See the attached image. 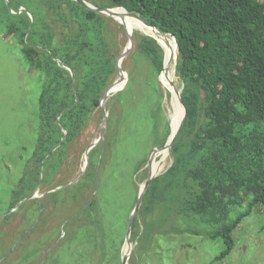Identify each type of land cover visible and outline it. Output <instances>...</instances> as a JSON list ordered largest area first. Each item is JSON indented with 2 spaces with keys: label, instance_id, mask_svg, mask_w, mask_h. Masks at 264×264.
Returning <instances> with one entry per match:
<instances>
[{
  "label": "trees",
  "instance_id": "1",
  "mask_svg": "<svg viewBox=\"0 0 264 264\" xmlns=\"http://www.w3.org/2000/svg\"><path fill=\"white\" fill-rule=\"evenodd\" d=\"M110 2L111 8H124L169 39L174 37L177 75L183 84L180 97L186 116L171 145L174 161L166 174L150 182L140 211L157 194L170 204L169 199L178 197V192L184 200L177 208L178 214L204 217L222 211L242 192L244 200H248L247 210L214 232L224 244L217 260L225 259L233 251L237 226L254 207L264 206V0ZM112 20L73 0H8V4L0 0V34L15 40L29 67L45 77L38 100V137L31 154V169L20 178L9 210L30 196L40 183H51L63 158L114 83L116 54L105 34ZM141 33L137 48L158 73L163 71V56L157 49H163L164 75L167 74L171 68L169 46ZM129 88L128 81L117 95L120 104L125 102L122 93ZM199 91L206 108L205 122L193 140L183 145L199 116ZM160 111L158 105L143 117V122L150 121L154 147L158 149L164 147L170 134L168 127L163 137L157 138ZM129 114L130 109L124 106L117 124L114 115L109 114L108 135L89 152V164L80 180L45 196L49 200L45 201L46 208L52 202L56 205L57 197L80 201L83 189L95 192L73 218L63 219L64 235L57 247L45 255L46 264H93L96 255L98 264H121L119 255L134 209L133 201L128 202L130 193L124 182L131 175V166L136 172L147 156L144 152L137 155L139 143L144 140L141 127H137L134 139L126 132L124 136L120 134ZM171 120L176 125L173 116ZM98 153L103 158H98ZM106 154L110 155L108 162ZM37 202L35 199L31 204L36 206ZM149 228L150 224H146L141 232L143 238L150 234Z\"/></svg>",
  "mask_w": 264,
  "mask_h": 264
},
{
  "label": "rangeland",
  "instance_id": "2",
  "mask_svg": "<svg viewBox=\"0 0 264 264\" xmlns=\"http://www.w3.org/2000/svg\"><path fill=\"white\" fill-rule=\"evenodd\" d=\"M85 1L100 9H111L110 0ZM116 19L109 21L105 29L107 39L116 54L115 62L128 45L126 30L130 31L125 21ZM146 30L152 31L150 28ZM131 34L133 47L120 63L121 70L126 75L123 89L106 98L104 113L100 107L94 111L82 134L63 158L62 167L51 183L46 186L40 183L31 194H35V198L28 199L31 195L27 196L23 199H27L23 204L21 200L16 208L10 210L12 195L18 187L20 178L25 170L31 169V154L38 137V100L45 77L43 73L29 67L15 40L0 34V264H46L45 255L57 247L64 235L66 221L63 223V219L73 218L92 200L95 192L83 189L80 201H65L57 197L58 203L53 204L54 207L53 202L49 203L46 208L45 196L70 188L80 180L69 186L81 174L87 148L102 137L95 145L98 146L108 135L109 114L114 115L117 124L119 115L126 106V109H130V114L124 124L122 123L120 134L124 136L126 132L127 136L134 139L138 135L136 129L139 126L144 136V140L139 143L137 155L144 152L147 155L146 159L136 172L131 166V171L128 172V175H131L124 182L130 193L128 202L133 201V208L141 186L148 179L150 172L156 169L155 173L152 172L155 174L153 180L169 171L174 161L171 146L166 154L153 152L160 149L154 147L155 136L150 129V121L143 122V117L160 106L161 111L156 119L157 138L160 139L166 128L167 130L170 128V116L174 117L178 128L177 114L179 111L180 116L182 115V108L179 106L178 110L177 105L171 106V69L165 75L164 70L158 73L151 60L137 48L143 34L137 30ZM157 52L163 56L164 69L165 53L163 49L161 51L157 49ZM177 65L178 53L173 62L174 84L181 94L183 84L177 75ZM118 78L117 71L114 83ZM128 81L130 88L122 93L125 102L120 104L117 95L124 90ZM198 95L199 116L190 132L185 135L183 145H188L193 140L199 127L205 122L206 108L203 95L200 91ZM104 115L107 116L106 122ZM114 128L117 129L116 126ZM87 156L89 158V155ZM109 157L110 155L106 154V162L110 160ZM98 158H103V154L98 153ZM44 163L45 161L42 164ZM41 173L45 177V171L41 170ZM176 194L178 197L169 199L170 204L165 203L162 194H157L143 212L140 211L142 200L134 216L137 226L134 227L133 222L130 233L131 251L126 264H264V206L254 207L240 222L233 232V251L225 259L217 260L224 249V244L222 239L215 237L214 232L235 219L239 213L246 211L248 200H244L245 197L240 192L222 211L216 213L214 211L201 217L178 214L177 208L179 209L184 200L178 192ZM35 199L38 200L36 206L31 204ZM60 201L62 204H59ZM146 224H150V234L143 238L141 232ZM125 237L119 255L120 260L124 255ZM92 261L93 264H98V256H93ZM114 263L111 261L108 264ZM67 264L86 263L73 261Z\"/></svg>",
  "mask_w": 264,
  "mask_h": 264
},
{
  "label": "water",
  "instance_id": "3",
  "mask_svg": "<svg viewBox=\"0 0 264 264\" xmlns=\"http://www.w3.org/2000/svg\"><path fill=\"white\" fill-rule=\"evenodd\" d=\"M6 3L8 4V1L5 0ZM77 3H79L81 6H83L84 8L88 9V10H91L93 12H95L96 14L98 15H102V16H105V17H109V18H113L115 20H117L116 18L117 17H120L122 16V14H117L116 10H123L124 14L127 15V16H131V17H134L138 20H140L145 26H148V27H151L149 26L147 23H145L139 16L137 15H134V14H130L128 13L124 8H111V9H108V8H104V9H100V8H97L91 4H89L88 2H86L85 0H73ZM13 13V11H12ZM122 25V24H121ZM154 28V27H152ZM156 29V28H155ZM126 30V28H125ZM126 34L128 36V45L127 47L125 48L124 52H122V54H120L117 59H116V62H115V65H116V69L117 71L119 72V78L118 80L112 84V86H110L101 102H100V108L101 110L103 111V113L105 112V109H104V102L106 100V98L110 95V94H113V93H116L120 90L123 89L124 87V83L126 81V75L122 72L121 70V67H120V63L122 61L123 58H125L127 56V54L129 53V51L132 49L133 47V39H132V34L131 32H129L128 30H126ZM173 39V41L175 42V39L174 37H171ZM175 45H176V42H175ZM176 48H177V45H176ZM67 70L70 72V74L73 76V72L67 68ZM171 95V98L172 96H174L176 102L181 106L182 108V115H181V119H180V122H179V126L177 128V131L175 132L174 136L171 137L172 134L169 135L164 147L160 150H154L153 152H167V150L170 148V146L172 145V143L174 142L183 122H184V119H185V116H186V109L182 103V100H181V97H180V92L179 90H177L176 88L173 89V93L170 94ZM104 119H105V122L107 120V116L104 115ZM172 133V132H171ZM64 134H66V131L64 130ZM102 139V137L94 142L93 144H91L88 148H87V151H86V155H85V163L83 165V168L81 170V174L79 176V178L77 180H75L73 183L69 184V186L73 185L74 183H76L80 177L84 174V172L86 171L87 167H88V162H89V158H88V152L93 148L95 147V145ZM150 164H151V160H150ZM155 176V174H153L152 172H150L149 174V177L148 179L145 181L144 185L141 186V189L139 191V194H138V198H137V201H136V204L134 206V209L133 211L131 212L130 216H129V221H128V229H127V235L125 237V246H124V255L122 257V260H121V264H126L127 263V260H128V257H129V254H130V251H131V243H130V233H131V228L133 226V222H134V216L135 214L137 213L138 209L140 208V205L142 203V200H143V196H144V193L150 183V181L152 180V178ZM36 195L33 194L31 195L28 199H32V198H35ZM27 199L21 201V204H23Z\"/></svg>",
  "mask_w": 264,
  "mask_h": 264
},
{
  "label": "bare ground",
  "instance_id": "4",
  "mask_svg": "<svg viewBox=\"0 0 264 264\" xmlns=\"http://www.w3.org/2000/svg\"><path fill=\"white\" fill-rule=\"evenodd\" d=\"M117 12H120L121 14H122V16H120V17H117V18H120V19H122L123 21H125V18H124V16L128 19V25H129V27H130V31L129 32H131L132 33V31L133 30H140L141 32H143V33H145V34H148V35H150L151 37H153V38H155V39H159V40H161L162 42H165V43H167L168 44V46H169V48H170V52H171V61H170V69H171V85H172V93H173V89L175 88V84H174V70H173V62H174V59H175V53L177 52V48H176V45H175V42L173 41V40H171V39H169L168 38V36H166V35H164V34H162V33H160L159 32V30L156 28L155 29V27L154 28H152V26L151 27H149L150 29H152V31H149V30H146V28L145 27H148V26H142L140 23H139V21L138 20H135V26L137 27V28H135L134 27V25H133V19L131 18V16H127V15H125L123 12V10H116ZM124 26H126V25H124ZM176 61V60H175ZM164 66H165V61H164ZM176 66V65H175ZM164 70V69H163ZM175 98H174V96H172V98H171V106H173L174 105V103H175ZM176 104H177V107H178V110H179V104L176 102ZM177 118H178V121L180 122V119H181V116H180V114H179V111H178V114H177ZM178 126H179V123H178ZM177 131V126L176 125H174L173 123H172V120H171V116H170V134H172L171 135V137H173L174 136V134H175V132ZM172 132V133H171ZM169 134V135H170ZM169 137V136H168ZM168 139V138H167ZM165 154H166V152H165Z\"/></svg>",
  "mask_w": 264,
  "mask_h": 264
}]
</instances>
